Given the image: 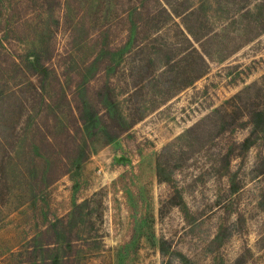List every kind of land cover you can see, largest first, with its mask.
<instances>
[{"label": "rangeland", "instance_id": "rangeland-1", "mask_svg": "<svg viewBox=\"0 0 264 264\" xmlns=\"http://www.w3.org/2000/svg\"><path fill=\"white\" fill-rule=\"evenodd\" d=\"M144 1L0 0V264H264V132L226 164L248 126L199 121L264 107V0Z\"/></svg>", "mask_w": 264, "mask_h": 264}, {"label": "trees", "instance_id": "trees-1", "mask_svg": "<svg viewBox=\"0 0 264 264\" xmlns=\"http://www.w3.org/2000/svg\"><path fill=\"white\" fill-rule=\"evenodd\" d=\"M169 5L163 3L162 0H145L141 3V5L138 6V8H142L148 12H152L158 8L164 10V11H171L172 13H177L182 8L181 5L177 4L175 5ZM195 9L185 10L184 18L190 17L193 15V11ZM188 19V18H187ZM196 52V48H195ZM196 56L200 59H202V56L200 53H197ZM173 60L169 57L164 61L165 66H170L172 64ZM202 73L199 75L195 73L190 80V82L187 83L190 84L193 82L194 79L200 77ZM251 89V86L247 87L244 91L240 90L233 94L231 97L224 100L221 104L214 107V109L208 113L206 116H204L199 121H239L237 124L238 128L242 129L243 126H248V130L246 131L245 135L239 139H236L233 145H230L228 149H225L224 152H220V156H222V159L227 163L232 158L237 156L236 150L242 152L244 150H247L251 144H253L255 138H257L259 133L264 132V107H260L257 105V103L251 102L254 97L248 93V91ZM247 92L248 97H246L243 100V94ZM253 94L256 98L258 97H264V91L263 88L260 86L257 87ZM239 100H243L242 103ZM251 105V107H250ZM106 111H108V114L105 113H99L97 107L93 106L92 104H87L83 106L82 108H79V123L82 128V132L84 133L86 138L93 139L99 132L100 127L97 125V121L100 116H106V121H123V123H117V124H106L105 132L108 134V140H112L115 137L121 135L126 130L125 121L126 119L122 116L120 113H115V117L111 116L108 117L109 112L111 111L109 106H106ZM115 111V108L113 106V109ZM117 111V106H116ZM108 117V119H107ZM215 118V120L213 119ZM201 123V122H200ZM199 122L194 123L191 125L186 132L189 134L191 131H193ZM233 124V123H231ZM169 149V145H165L162 149V151ZM158 168H157V175L158 180L161 181V174H164L165 167L161 164V162L158 160ZM0 172L4 173L2 168L0 169ZM3 181V180H2ZM4 183L0 185V192L4 191ZM234 188V187H232ZM4 198V197H1ZM4 199L0 200V210H1V202H3ZM58 222V221H57ZM57 222L55 221L54 226L55 229H57ZM68 244L72 243L73 241L71 239H67ZM165 241L163 240L161 245L159 246V249L161 253H163L166 250ZM65 264L68 263V257H64ZM59 259L56 257L54 260V263H58Z\"/></svg>", "mask_w": 264, "mask_h": 264}]
</instances>
